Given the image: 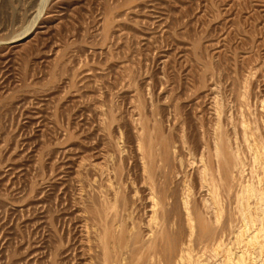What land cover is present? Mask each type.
I'll return each mask as SVG.
<instances>
[{
	"label": "rangeland",
	"instance_id": "1",
	"mask_svg": "<svg viewBox=\"0 0 264 264\" xmlns=\"http://www.w3.org/2000/svg\"><path fill=\"white\" fill-rule=\"evenodd\" d=\"M41 1L0 0V264H98L102 201L118 193L124 236L146 234L150 146L199 206L218 123L243 149L241 120H264V0ZM171 242L166 228L155 250ZM205 246L191 256L214 264ZM140 252L125 257L145 264Z\"/></svg>",
	"mask_w": 264,
	"mask_h": 264
},
{
	"label": "bare ground",
	"instance_id": "2",
	"mask_svg": "<svg viewBox=\"0 0 264 264\" xmlns=\"http://www.w3.org/2000/svg\"><path fill=\"white\" fill-rule=\"evenodd\" d=\"M103 21H105V19ZM24 33L26 32L24 31ZM23 38L24 36L21 38L19 37V39H15V41H21ZM11 41L13 42V40H10V42ZM5 43L3 42V44ZM212 91L214 92V90H211V92ZM238 91L240 90L238 89ZM261 107L263 109L262 112H264V102H260V108ZM220 110L222 111V109ZM246 111L249 112L248 109ZM220 116L219 118H221ZM242 118L241 116V119ZM134 119L135 118H133V120ZM218 124L217 136L214 142L216 168L213 171L207 163L201 165L199 188L205 192L201 204L199 206L195 204L189 188H186L184 192L176 193L171 187H168V181L172 184V172L168 165L166 151L164 158H156L151 154L152 148L150 146L148 157L145 158L146 161L143 163V169L148 173H146L150 195V199L148 197V200H151L152 204V207L150 205L151 215L149 221H147L149 224L148 228H146V234L143 238H139L137 233H134V230L130 227V231H127L128 237L126 238L124 236L126 230L123 223V212L125 211L126 205L122 202L120 211L118 210L119 207L116 203L118 193L114 194L115 199L113 198V203L102 201V205L98 209H95L99 227L102 232V238L100 237V240L102 239L103 249L98 264H131V260H127L125 257L129 245L136 246V248L141 251V254L145 250L148 252L145 264H208L207 262L192 258L191 245L193 242L206 244L205 247L210 249L209 252L212 254V257L215 258L214 264H264V120L261 123L254 122L253 125L248 121L246 123L243 119L241 120L239 136L243 149H239L238 147L233 148L228 143L224 144L223 132L220 129L221 127H219L221 126L220 122ZM214 128L216 129V127ZM141 130L142 128L140 131ZM150 134L151 132H149V136ZM234 136L236 137V135ZM149 138L150 137H148V140ZM147 144H149V142ZM114 146L116 145L114 144ZM117 150L121 151V148ZM120 151L118 153H120ZM243 153L248 154V161L243 158ZM187 154L190 155L191 152ZM191 157L189 159H191ZM104 159L105 158L102 159V162ZM178 161L179 159L177 163ZM102 162L101 166L103 165ZM95 166L98 170V165H96V163ZM102 167L106 168V166ZM94 168L93 165V169ZM100 169L101 168H99V170ZM102 169L100 171H102ZM156 172L160 174L163 179H161L162 182L160 184L158 180H156ZM101 176L104 177V174ZM107 181L109 183L108 179L106 181L104 180V184H106ZM109 187L111 186L109 185ZM115 188L118 189V185ZM100 194H103L102 191ZM100 199L102 200V198ZM80 203L81 201H79V204ZM82 205L80 204L79 206L81 207ZM82 223L84 224L85 222ZM86 228L84 230H87ZM166 228L172 233V242L168 245L167 252L164 254V257H162L155 248L157 241L161 239ZM83 234H85L84 231ZM86 236L89 238L87 233ZM138 258H141V255ZM88 263L91 262L89 261Z\"/></svg>",
	"mask_w": 264,
	"mask_h": 264
}]
</instances>
